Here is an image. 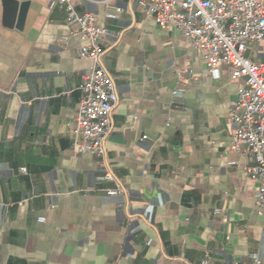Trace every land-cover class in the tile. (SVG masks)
I'll list each match as a JSON object with an SVG mask.
<instances>
[{
  "label": "crops",
  "instance_id": "obj_1",
  "mask_svg": "<svg viewBox=\"0 0 264 264\" xmlns=\"http://www.w3.org/2000/svg\"><path fill=\"white\" fill-rule=\"evenodd\" d=\"M77 9L104 29L118 91L103 156L73 143L93 61L59 0H30L22 28L4 24L0 0V264H256L252 253L264 264L252 159L230 150L244 80L225 64L212 73L135 0ZM247 55L264 61V40ZM117 186L124 194L106 193Z\"/></svg>",
  "mask_w": 264,
  "mask_h": 264
},
{
  "label": "built area",
  "instance_id": "obj_2",
  "mask_svg": "<svg viewBox=\"0 0 264 264\" xmlns=\"http://www.w3.org/2000/svg\"><path fill=\"white\" fill-rule=\"evenodd\" d=\"M135 1L146 16L161 27L173 26L199 49L212 73L218 74L219 65L225 64L231 68L233 80H244L238 86L237 97L230 108V118L235 124L230 150L242 152L252 159L246 171L257 184L256 207L258 213L264 215V61L247 55L249 48L264 40V0ZM77 2L59 0L67 14V22L73 28L72 35L82 42L81 56L90 58L93 63L80 86L81 96L70 131L77 153L103 156L118 91L101 61L105 51L104 29L98 26L92 13H81ZM178 76L183 79L182 72H178ZM179 91L180 87L174 93ZM101 178L116 181L109 171ZM106 193L118 196L124 194V190L117 186L107 188ZM251 257L256 264H261L256 253ZM200 264L210 263L205 258Z\"/></svg>",
  "mask_w": 264,
  "mask_h": 264
},
{
  "label": "water",
  "instance_id": "obj_3",
  "mask_svg": "<svg viewBox=\"0 0 264 264\" xmlns=\"http://www.w3.org/2000/svg\"><path fill=\"white\" fill-rule=\"evenodd\" d=\"M4 7V24L22 28V22L27 14L30 0H2Z\"/></svg>",
  "mask_w": 264,
  "mask_h": 264
}]
</instances>
